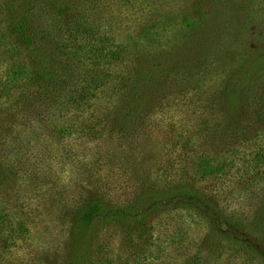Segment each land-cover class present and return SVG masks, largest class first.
I'll return each instance as SVG.
<instances>
[{"label": "rangeland", "instance_id": "1", "mask_svg": "<svg viewBox=\"0 0 264 264\" xmlns=\"http://www.w3.org/2000/svg\"><path fill=\"white\" fill-rule=\"evenodd\" d=\"M118 45L162 63L129 114ZM0 264H264V0H0Z\"/></svg>", "mask_w": 264, "mask_h": 264}, {"label": "trees", "instance_id": "2", "mask_svg": "<svg viewBox=\"0 0 264 264\" xmlns=\"http://www.w3.org/2000/svg\"><path fill=\"white\" fill-rule=\"evenodd\" d=\"M16 36L22 46L28 51L29 65L35 68V72L41 73L42 71L48 70V67L52 64V53L47 52L46 44L51 41V36L45 35V31L38 30L33 25L32 17L29 13L22 15L16 25ZM109 36V35H108ZM108 36H105L108 38ZM101 39H103L100 36ZM48 40V41H47ZM116 52H120V48L123 51L127 50V55H129L128 69H126L125 75L121 77L122 87L126 84L127 87L124 88V99H122L123 105L121 114L130 113L132 108L136 107L137 99V85L143 80L149 78V74L154 73V69L159 68L162 63H154V53L143 52V49H129L124 45H118ZM113 48V47H112ZM78 51L85 52L89 51L96 57L107 55L104 52L106 47L99 43H88L83 45L82 43L78 46ZM85 50V51H84ZM114 52V48L111 51ZM20 67H25L26 63H21ZM130 64V65H129ZM151 69V71L148 70ZM17 76L21 75L19 69L16 71ZM131 91V93H129ZM128 105V106H127ZM133 105V106H132ZM135 106V107H134ZM120 114V115H121ZM204 167V166H203ZM208 168V169H207ZM210 168L209 163L206 162L204 169L208 171ZM216 170V169H214ZM212 170V172L214 171ZM126 208L127 206H118L107 202L98 194L87 193L82 199L81 203L73 210L74 215L80 220V222H85L87 224L95 221L99 217H108L113 219H119L126 221L128 217L132 216V208L136 210L137 208L133 205ZM139 215V211L136 212V216Z\"/></svg>", "mask_w": 264, "mask_h": 264}]
</instances>
